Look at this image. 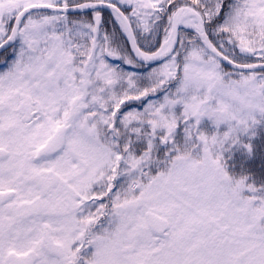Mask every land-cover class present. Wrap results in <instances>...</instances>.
Returning <instances> with one entry per match:
<instances>
[{
    "label": "snow or ice",
    "instance_id": "snow-or-ice-1",
    "mask_svg": "<svg viewBox=\"0 0 264 264\" xmlns=\"http://www.w3.org/2000/svg\"><path fill=\"white\" fill-rule=\"evenodd\" d=\"M0 264H264V0H0Z\"/></svg>",
    "mask_w": 264,
    "mask_h": 264
},
{
    "label": "rangeland",
    "instance_id": "rangeland-1",
    "mask_svg": "<svg viewBox=\"0 0 264 264\" xmlns=\"http://www.w3.org/2000/svg\"><path fill=\"white\" fill-rule=\"evenodd\" d=\"M238 160H244L245 162H247V161H246V158L242 155V153H240V152H236V153H234V155H233V159H232V161L229 162V164H230V170H233V169H232V164H233L235 161H238ZM235 170H238V169H235Z\"/></svg>",
    "mask_w": 264,
    "mask_h": 264
},
{
    "label": "trees",
    "instance_id": "trees-1",
    "mask_svg": "<svg viewBox=\"0 0 264 264\" xmlns=\"http://www.w3.org/2000/svg\"><path fill=\"white\" fill-rule=\"evenodd\" d=\"M256 166H258V165H256Z\"/></svg>",
    "mask_w": 264,
    "mask_h": 264
}]
</instances>
